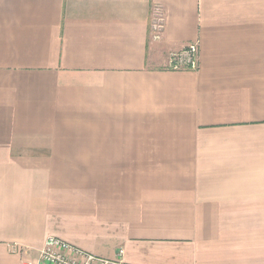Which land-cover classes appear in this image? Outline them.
Listing matches in <instances>:
<instances>
[{"label":"crops","instance_id":"obj_1","mask_svg":"<svg viewBox=\"0 0 264 264\" xmlns=\"http://www.w3.org/2000/svg\"><path fill=\"white\" fill-rule=\"evenodd\" d=\"M49 236L264 264V0H0V264Z\"/></svg>","mask_w":264,"mask_h":264},{"label":"built area","instance_id":"obj_2","mask_svg":"<svg viewBox=\"0 0 264 264\" xmlns=\"http://www.w3.org/2000/svg\"><path fill=\"white\" fill-rule=\"evenodd\" d=\"M157 7L156 17L152 29L156 38H160L164 28V16ZM198 45L191 44L179 53H173L169 58V65L174 69L197 66ZM115 261L90 253L64 239L49 236L45 239L38 256L31 260H24L21 264H114Z\"/></svg>","mask_w":264,"mask_h":264}]
</instances>
